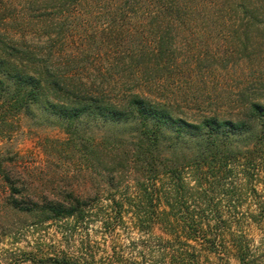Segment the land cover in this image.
I'll use <instances>...</instances> for the list:
<instances>
[{
    "label": "trees",
    "instance_id": "trees-1",
    "mask_svg": "<svg viewBox=\"0 0 264 264\" xmlns=\"http://www.w3.org/2000/svg\"><path fill=\"white\" fill-rule=\"evenodd\" d=\"M84 11L103 13L110 17L105 28L119 29L118 40L128 46L121 57L130 61L129 83L115 89L116 77L114 84L100 78L104 67L82 74L75 66L88 59L86 43L95 35L88 36ZM196 18L217 25L221 38L197 63L219 56L221 70L234 61L240 67V77L219 87L209 109L187 107L155 88L157 72L176 63L179 33ZM19 113L63 127L86 159L99 147L115 157L104 165L96 197L69 191L64 199L41 201L17 199L0 164L12 207L82 224L103 196V220L111 227L130 208L137 229L157 226L170 235L174 244L168 248L167 238L159 264H199L198 251L221 254L229 245L237 264H264L244 231L224 230L217 206L224 198L235 209L246 204L232 219L239 228L264 223V0H0V122ZM22 254L9 264L149 263Z\"/></svg>",
    "mask_w": 264,
    "mask_h": 264
},
{
    "label": "rangeland",
    "instance_id": "rangeland-1",
    "mask_svg": "<svg viewBox=\"0 0 264 264\" xmlns=\"http://www.w3.org/2000/svg\"><path fill=\"white\" fill-rule=\"evenodd\" d=\"M80 16L88 28V36L94 31L95 37L88 38L86 43L91 48L88 59L76 61L75 66L82 74H98L97 68L104 67L107 70L100 78L114 84L112 78L116 77L118 82L115 89L123 82L129 83L130 61L121 57L128 53L125 50L128 46L118 40L119 29L117 32L105 28L110 17L103 13L89 14L84 11ZM196 19L179 33L177 41L180 42L174 51L176 63H170L166 72H157L156 79H162V82L156 80L155 88L187 107H196L195 103H199L202 109H209L213 107L210 100L214 101V97L220 93L219 87L225 84L228 87L240 77V67L234 61L229 63L227 70H221L219 56L213 57L215 60L202 58L197 63V57H202L205 49L216 51L221 38L217 25L204 26L199 18ZM123 27H120L121 30ZM192 113L189 115L193 116ZM68 138L63 127L35 124L34 120L22 113L8 117L4 124L0 122V164L3 173L10 176L11 183L19 191L14 193L17 199H64L69 191L84 197H96L102 191L104 165L111 167V159L115 155H106V150L99 147L93 156L89 154L91 157L86 159ZM10 192L8 183L0 173V264L11 263L13 257L20 259L23 251L36 256L66 253L97 263L122 256L129 261L146 259L148 264H159L160 249L167 244V238L168 248L174 244L170 235L167 236L157 226L152 232L137 229L131 219L130 208L129 212L123 213L122 220L116 222L117 226L111 227L109 221L103 220L105 210L100 207L108 202L103 196L94 201L96 210L92 218L86 223L76 224L72 218L46 219L40 212L16 209L9 203ZM217 206L226 219L224 230L228 233H239L238 229L244 231L254 253L264 254V223L244 222L239 228L232 221L237 214L241 216L246 212V204L235 209L224 198ZM197 255L199 264H237L230 245L225 253L198 251ZM18 264L32 263L20 261Z\"/></svg>",
    "mask_w": 264,
    "mask_h": 264
}]
</instances>
